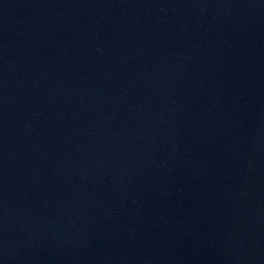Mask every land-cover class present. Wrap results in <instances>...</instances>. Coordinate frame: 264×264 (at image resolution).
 I'll return each mask as SVG.
<instances>
[{
  "label": "water",
  "instance_id": "95a60500",
  "mask_svg": "<svg viewBox=\"0 0 264 264\" xmlns=\"http://www.w3.org/2000/svg\"><path fill=\"white\" fill-rule=\"evenodd\" d=\"M192 159L230 264H264V0H155Z\"/></svg>",
  "mask_w": 264,
  "mask_h": 264
}]
</instances>
